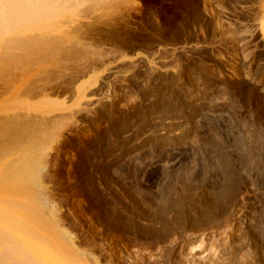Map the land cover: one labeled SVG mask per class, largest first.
<instances>
[{
    "label": "rangeland",
    "instance_id": "1",
    "mask_svg": "<svg viewBox=\"0 0 264 264\" xmlns=\"http://www.w3.org/2000/svg\"><path fill=\"white\" fill-rule=\"evenodd\" d=\"M0 178V264H264V0H0Z\"/></svg>",
    "mask_w": 264,
    "mask_h": 264
},
{
    "label": "bare ground",
    "instance_id": "2",
    "mask_svg": "<svg viewBox=\"0 0 264 264\" xmlns=\"http://www.w3.org/2000/svg\"><path fill=\"white\" fill-rule=\"evenodd\" d=\"M24 167H25V169L20 170L22 172L21 173V175L23 177L22 179H24L25 181H27L30 178H32V177L34 178V176H36L35 175L36 173H35L34 167H31V166H28V165L27 166H24ZM26 178H29V179H26ZM22 182H24V181L22 180ZM1 201H2V203H7V204H5L3 206L4 208L2 207V209H0V244H5V245L7 244L8 246L9 245H15V246L16 245H19L21 247H23V246L24 247H26V246L27 247H29V246L31 247L32 245H36V243L38 244V241H40L39 240L40 239L39 237L42 236L41 234H38L40 232H36V230L32 228L33 226H30L29 225L30 223L29 224L28 223H25L26 221L25 222L23 221L24 218H21L22 216L20 217L22 219V221H20L21 219L19 218V216L17 217L15 215V212L12 209V207L15 204L14 205H11L12 202H9L8 199L7 200H3L2 199ZM23 206H25V205L23 204ZM21 209H23V208L21 207L20 210ZM24 210L25 209H23L22 211H24ZM24 213L27 214L26 212H24ZM32 217H33V215H32ZM34 230H35V232H34ZM36 233L39 236H37ZM47 240H48V238H47ZM44 241H46V240H44ZM41 242H42V238H41ZM48 242H49V240H48ZM50 252H51V250H50ZM34 256L37 257V255H34ZM62 262L63 261H61V263Z\"/></svg>",
    "mask_w": 264,
    "mask_h": 264
},
{
    "label": "crops",
    "instance_id": "3",
    "mask_svg": "<svg viewBox=\"0 0 264 264\" xmlns=\"http://www.w3.org/2000/svg\"><path fill=\"white\" fill-rule=\"evenodd\" d=\"M242 1H246V3L248 4V5H250L251 4V0H242Z\"/></svg>",
    "mask_w": 264,
    "mask_h": 264
}]
</instances>
